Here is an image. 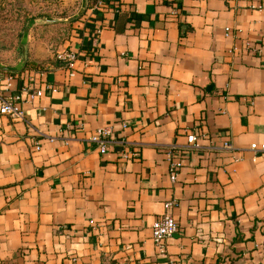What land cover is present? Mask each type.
<instances>
[{
	"label": "crops",
	"instance_id": "obj_1",
	"mask_svg": "<svg viewBox=\"0 0 264 264\" xmlns=\"http://www.w3.org/2000/svg\"><path fill=\"white\" fill-rule=\"evenodd\" d=\"M51 7L61 31L33 41L40 16L18 46L0 42L24 110L0 114V264H264V152L250 146L264 142V0ZM107 125L102 152L90 136ZM168 211L161 250L152 225Z\"/></svg>",
	"mask_w": 264,
	"mask_h": 264
},
{
	"label": "built area",
	"instance_id": "obj_2",
	"mask_svg": "<svg viewBox=\"0 0 264 264\" xmlns=\"http://www.w3.org/2000/svg\"><path fill=\"white\" fill-rule=\"evenodd\" d=\"M110 0H93L90 3L91 9L95 11L103 10L109 3ZM173 12H177V7L172 9ZM100 31V29L98 30ZM58 58H66L68 64L70 66L73 65V61L75 58V53L70 50H65L62 52L57 53ZM7 80H10V76L6 77ZM6 85V84H5ZM4 85L3 78L0 77V114H8L15 118H22L24 117V110L21 107V103L23 101L22 91L9 94L6 93V86ZM42 93L41 89H33L30 91L31 97L35 96L36 94ZM2 122L0 120V126ZM123 125L126 126V123L123 122ZM112 128L110 126H102L100 127L94 134L90 136V140L95 142L99 149L102 152L108 150V143L112 140ZM117 140V139H116ZM188 140L190 143H194L196 140V133L191 132L188 134ZM123 141V139H121ZM195 145V144H194ZM38 146V145H37ZM225 146H230L229 142L225 143ZM251 148L255 150L258 154L264 152V142L258 143L254 141L251 143ZM39 147V146H38ZM168 158L170 160V176L172 180H176L177 172L179 168L183 165V160L177 158L172 150L167 152ZM121 156L124 159H130L135 156V150L130 148L127 144L121 150ZM176 203V200H169L166 202L167 206L173 205ZM178 228V223L174 218L172 212H166L160 217L156 218L152 225V233L155 242L159 245L160 249H164V241L165 239L172 235Z\"/></svg>",
	"mask_w": 264,
	"mask_h": 264
},
{
	"label": "rangeland",
	"instance_id": "obj_3",
	"mask_svg": "<svg viewBox=\"0 0 264 264\" xmlns=\"http://www.w3.org/2000/svg\"><path fill=\"white\" fill-rule=\"evenodd\" d=\"M55 2L56 0H13L9 5L1 6L0 42H3V47H7L8 43L12 46H18L21 33L24 28L23 25H26L28 20L31 19L32 21L35 17L40 16H46L50 19L49 17L51 16L64 15L65 13H54V11L50 8ZM45 7L46 11L44 12L46 14L44 15L42 11ZM38 21L39 24L44 25V30L42 31V28L37 32L35 29V36L32 38L33 41L38 38V36L46 35L47 37L49 35H53L56 31H61V29L65 26L62 23H53L51 20L43 21V19H40ZM58 24L59 26L57 27ZM18 49L20 48L18 47ZM0 55H2V52ZM55 57H57V52ZM44 62L45 61H42V63Z\"/></svg>",
	"mask_w": 264,
	"mask_h": 264
},
{
	"label": "trees",
	"instance_id": "obj_4",
	"mask_svg": "<svg viewBox=\"0 0 264 264\" xmlns=\"http://www.w3.org/2000/svg\"><path fill=\"white\" fill-rule=\"evenodd\" d=\"M90 1V3L93 1V0H89ZM47 6H50V5H47ZM51 9H52V7H50ZM53 10V9H52ZM44 11H46V7H45V9L42 11L43 13H44V15L46 14ZM54 11V13H65L64 11L62 12H59L58 10H53Z\"/></svg>",
	"mask_w": 264,
	"mask_h": 264
},
{
	"label": "water",
	"instance_id": "obj_5",
	"mask_svg": "<svg viewBox=\"0 0 264 264\" xmlns=\"http://www.w3.org/2000/svg\"><path fill=\"white\" fill-rule=\"evenodd\" d=\"M48 20H51V19H48ZM54 20H58V19H54Z\"/></svg>",
	"mask_w": 264,
	"mask_h": 264
}]
</instances>
